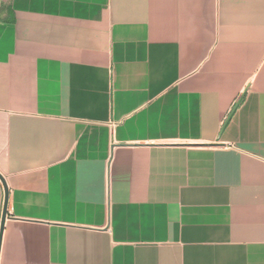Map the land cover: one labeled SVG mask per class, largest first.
Returning <instances> with one entry per match:
<instances>
[{
    "label": "crops",
    "instance_id": "0c3cea01",
    "mask_svg": "<svg viewBox=\"0 0 264 264\" xmlns=\"http://www.w3.org/2000/svg\"><path fill=\"white\" fill-rule=\"evenodd\" d=\"M0 175V264H264V0H0Z\"/></svg>",
    "mask_w": 264,
    "mask_h": 264
},
{
    "label": "water",
    "instance_id": "95a60500",
    "mask_svg": "<svg viewBox=\"0 0 264 264\" xmlns=\"http://www.w3.org/2000/svg\"><path fill=\"white\" fill-rule=\"evenodd\" d=\"M0 182L2 183L3 189H4L3 211H2L1 222H0V241H1V234H2V230H3L4 221H5V218H6L8 192H7L6 182H5L4 178L1 175H0Z\"/></svg>",
    "mask_w": 264,
    "mask_h": 264
}]
</instances>
